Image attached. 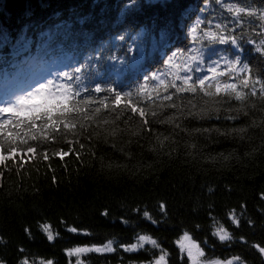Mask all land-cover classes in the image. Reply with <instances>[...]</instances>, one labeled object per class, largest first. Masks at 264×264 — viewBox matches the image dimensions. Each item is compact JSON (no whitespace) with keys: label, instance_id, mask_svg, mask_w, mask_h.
<instances>
[{"label":"trees","instance_id":"1","mask_svg":"<svg viewBox=\"0 0 264 264\" xmlns=\"http://www.w3.org/2000/svg\"><path fill=\"white\" fill-rule=\"evenodd\" d=\"M201 2L137 0L135 6L126 7L128 0H0V61L7 59L17 63L19 56L29 52L38 41L55 42L62 49L60 59H76L79 64L85 63L89 55L99 54L122 57L125 63L118 61L119 66L126 65L128 70L135 69L130 66L135 61L140 69L132 72V84L137 76L142 79L143 72L154 69L169 48H183L186 26L199 14ZM248 2L240 0L242 4ZM252 2L264 6V0ZM213 4L214 0H210V12ZM48 23L52 24L45 25ZM162 32L166 34L164 40ZM138 34L141 38L133 43L132 38ZM121 35L125 37L123 41L119 39ZM49 36L53 38L49 40ZM23 39V47L29 45L26 51L9 55L8 47ZM152 51L151 59L147 58ZM141 53L145 58L143 62ZM252 118L258 119L259 113ZM244 123L250 120L243 117L233 122L191 119L183 121L185 131L155 124L161 139L169 137L163 149L154 136L134 139L131 143L128 136H124L118 138L113 147L111 139L105 143L102 135H94L91 146L84 141L86 152L94 147L95 153L94 157L84 156L83 167L72 155L65 158L67 172L59 158L52 160L57 184L52 183L53 173L40 158L31 161L25 158L19 174L10 162L11 171L0 177V241H6L0 242V259L7 264H17V249L22 246L30 260L50 258L56 264H68L65 248L113 239L117 247L115 253L87 254L81 259L86 264H130V261L150 259L149 252L124 253L118 245L132 242L134 233L144 232L158 239L170 252L171 264H178L179 252L174 241L183 230L198 243L207 240L208 255L226 257L242 251V246L231 249L220 246L211 236L209 213L228 223L227 210L242 203L256 222L254 233L248 228L242 229V233L250 241L264 242V229L260 227L264 217L258 211L264 207V202L259 200V193L264 190V152L259 151L264 144L261 140L264 133L255 129L250 133V140L240 141L216 133L209 136L192 132L197 127L227 128ZM189 144H194L195 148H188ZM56 146H62V142ZM254 146L255 153L246 155L253 152ZM225 156L229 157L227 161ZM209 186L212 192L208 191ZM161 201L167 203L169 221L159 227L131 212L137 206L147 207L159 219L157 205ZM105 207L111 211L108 217L100 215ZM122 216L128 219L126 225L121 223ZM62 220L91 235L68 233ZM40 221L50 222L54 234L59 233L53 244L39 232ZM196 225H200L199 229ZM25 226L31 227L35 239H27ZM244 254L252 264H258L254 250ZM71 261L74 264L75 258Z\"/></svg>","mask_w":264,"mask_h":264},{"label":"snow or ice","instance_id":"2","mask_svg":"<svg viewBox=\"0 0 264 264\" xmlns=\"http://www.w3.org/2000/svg\"><path fill=\"white\" fill-rule=\"evenodd\" d=\"M136 2L128 0L126 7L135 6ZM209 7L210 0H202L199 14L186 26L183 48H169L154 69L143 72L142 79L137 76L126 89L111 84L102 86L96 83L95 87L86 84L85 80L89 78L86 72L96 73V62L102 59L100 55H89L85 63L39 81L25 93L0 106V177L11 171L10 162L19 174L25 158L29 161L40 158L53 173L52 183L57 184L59 181L51 166L52 160L59 158L67 172L65 158L72 155L83 167L84 156L94 157L95 153L94 147L91 152H86L84 141L91 146L94 135H102L105 143L111 139L113 147L114 142L124 136H128L129 143L154 136L163 149L169 137L161 139L155 124L185 131L183 121L186 120L233 122L243 117L250 123L227 128L197 127L192 132L209 136L216 133L240 141L250 140V133L255 129L264 133V6L252 0L244 4L240 0H214L211 12ZM52 38L49 36V40ZM165 38L166 34L162 32L161 39ZM119 39L123 41L125 37L121 35ZM28 46L26 44L25 49ZM106 59L125 63L116 55H109ZM257 113L259 118H252ZM134 124L136 127L132 126ZM261 140L264 141V135ZM61 142L62 146L57 147ZM175 142L173 139L172 143ZM188 148L194 149L195 145L189 144ZM255 151L254 146L253 152L246 155ZM259 151L264 152V144ZM228 159V156L224 157L225 161ZM208 191H213L211 186ZM259 200L264 202V190L259 193ZM157 207L159 219L147 207L137 206L131 212L159 227L168 223L169 214L166 202H159ZM258 211L264 217V207ZM110 214L107 207L100 212L103 217ZM225 215L228 223L209 213L211 236L222 247L242 246V251L232 252L226 257L210 256L207 240L198 243L187 230H183L174 241L179 252L178 264H252L244 254L250 250L258 254V264H264V242L250 241L241 231L248 228L254 233L256 230V222L248 214L246 204L229 208ZM120 219L122 224L128 223L126 216ZM61 224L73 235H91L87 230L67 225L63 220ZM37 227L49 244L59 238L50 222L40 221ZM196 227L199 229L200 225ZM260 227L264 229V222ZM23 231L28 240L35 239L30 226H25ZM114 244L113 239L99 244H77L65 248L64 255L69 258L68 264H72L73 257L74 264H86L81 257L93 253H115L117 247ZM118 247L130 254L149 252L150 259L130 261V264H171L170 252L161 246L158 239L144 232L134 233L132 242L120 243ZM17 251V264H56L50 258L33 257L30 260L22 246ZM0 264L7 262L0 259Z\"/></svg>","mask_w":264,"mask_h":264},{"label":"bare ground","instance_id":"3","mask_svg":"<svg viewBox=\"0 0 264 264\" xmlns=\"http://www.w3.org/2000/svg\"><path fill=\"white\" fill-rule=\"evenodd\" d=\"M52 23H48V24H45V25H51Z\"/></svg>","mask_w":264,"mask_h":264}]
</instances>
